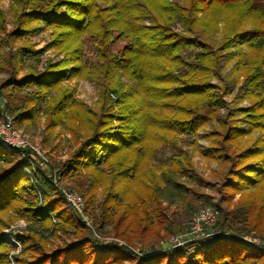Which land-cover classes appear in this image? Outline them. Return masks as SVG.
I'll list each match as a JSON object with an SVG mask.
<instances>
[{
  "label": "trees",
  "instance_id": "obj_1",
  "mask_svg": "<svg viewBox=\"0 0 264 264\" xmlns=\"http://www.w3.org/2000/svg\"><path fill=\"white\" fill-rule=\"evenodd\" d=\"M15 2L13 11H20L16 29L0 35V45L43 27L52 37L43 50L54 48L64 57L21 76L15 65L0 80V92L10 88L9 99L22 91L26 97L6 109L20 125L33 127L45 104L47 127L64 125L72 133L78 147L59 170L80 190L87 182L83 195L91 193L90 205L99 188L105 191L103 213L94 218L98 230L111 224L116 237L133 246L139 237L159 240L166 235L161 229H171L162 199H179L195 212L178 177L205 181L187 154L173 155L161 175L154 165L162 146L177 147L178 135L197 134L213 120L217 125L206 134L210 145L205 153L225 166L222 193L230 198L240 192L242 198L233 209L216 205L220 218L207 237L139 255L128 245L93 237L64 207L53 179L46 178L48 190L39 192L24 171L28 162L0 143V264H10L14 248L3 231L20 219L29 226L18 234L22 250L16 264H264V242L244 237L254 232L264 241V10L255 0ZM225 18L224 38L216 45L213 37ZM5 23L6 14L0 12V34ZM86 38L95 44L94 61L84 59ZM120 40L126 44L114 52L111 45ZM189 47L197 48L192 61L183 55ZM18 52L21 57L41 54L31 46ZM230 60L242 76L240 90L249 106L225 101L230 88L222 71ZM0 69L6 70L2 64ZM80 77L102 86L98 111L65 85ZM215 78L219 82L213 83ZM58 231L73 240L52 249L50 237H59Z\"/></svg>",
  "mask_w": 264,
  "mask_h": 264
},
{
  "label": "rangeland",
  "instance_id": "obj_2",
  "mask_svg": "<svg viewBox=\"0 0 264 264\" xmlns=\"http://www.w3.org/2000/svg\"><path fill=\"white\" fill-rule=\"evenodd\" d=\"M254 3L264 10V0H255ZM15 6H17L15 0H0V12L6 14V29L0 34L2 36L6 37L9 32H13L16 29L17 15H20V11L15 13L13 11V7ZM230 14V21L233 22L235 15L232 13ZM226 19L227 18L223 19L221 23H219V29L215 32L213 37L216 45L224 38L223 31L226 26ZM247 27H250L249 23ZM175 28L182 29L180 24H176ZM51 40V30L41 27L40 31L26 34L21 38H10L7 43L1 44L0 64L4 65L6 70L0 69V80L11 75L15 65L18 68L19 76H21L24 72L29 71L30 68L42 70L50 59H62L64 55L57 52L54 48L43 50ZM125 44V41L120 40L112 44L111 48L114 52H118ZM24 46H31L33 50L41 51L40 56H19L20 52L18 51ZM196 52L197 48L189 47L183 51V55L186 59L192 61ZM84 59L87 61H94L95 59V44L90 41L89 38L85 39ZM234 64V61L230 60L229 64L222 71V76H224L225 82L230 88V93L226 94L224 97L225 101L230 106H249L252 103L243 96L240 90L243 79L239 72L234 70ZM217 82L219 81L216 78L213 79V83ZM65 85L73 88L75 97L79 98L84 104L93 108L94 111L99 110L101 107L100 96L102 86L96 80L80 77L66 82ZM9 91L10 88L0 92V127L10 126L12 129L18 130L23 134L24 138L32 144L33 147L22 149V153L24 154H21L19 150L15 149L7 150L15 152L17 155L19 154L22 159L28 162L24 171L29 176L31 182L35 184L36 189H38L39 192H41V188H45V191L48 190L45 179L52 178L55 188L63 197L64 207L69 208L86 224L93 237L103 240L104 243L114 242L120 245H128L123 239L116 237L111 224H107L99 230L94 224V218H99L103 213L101 212V205L105 197V191L99 188L96 195H94L93 205H90L88 199H90L91 193H87L86 196L83 195L87 187V182L85 181L84 188L80 190L79 187L72 184L70 177L63 178L61 176L62 174L59 170L61 165L68 159L69 154L78 147V143L75 142L72 133L64 125L57 126L55 129H49L47 127L48 120L45 104L41 105V109L37 113L38 117H40L39 123L33 127L20 125L13 111L11 112V109L21 103V100L26 97V93L25 91L18 92L14 95L13 99H9ZM8 103L11 108L9 111L6 109ZM226 109L227 106L222 108L220 113L225 112ZM216 125L217 121L213 120L200 129L197 134L178 135L177 147L167 144L158 150L154 165L157 174L161 175L162 166L170 165L173 155L183 157L184 153H186L192 163V168L205 182L201 183L185 175H179L180 177H178V180L188 189V198H190V203L195 207L196 211L190 212L191 210H189L188 204L183 203L179 199L171 201L162 199L164 214L167 217L166 223H168L171 229H161V234L166 235L159 240H157L155 236L139 237L134 242L133 246L128 245L129 248L137 254L147 256L152 253L180 247L187 242L197 241L207 237L209 233H212L213 227L216 226L217 223L211 227L204 226L203 229L195 231L191 225L193 215L204 208H216V205H220L224 209H233L240 202L242 198L240 192L234 193L230 198L222 193L220 188L221 181L224 179L225 166L217 160L214 155H207V153H205L210 145V141L206 138V134L212 128H215ZM253 135L257 137L260 135V132H255ZM246 140L245 138L242 141L244 142ZM0 143L2 144L1 137ZM206 182L211 185L206 184ZM74 190L83 197L85 208L83 214L75 211L66 199L65 191L70 192ZM206 201L212 202V205H205ZM55 222L56 219L53 218V223ZM28 226L29 223H27L25 219H20L3 231L6 241L10 242L14 247L8 255L10 264H16V256L22 250V245L18 240V234L27 231ZM57 233L59 237H50L51 243L49 247L52 249H55L56 246L63 242H70L73 240L72 236L65 234L63 231H58ZM257 236L256 233L249 232L244 237L252 243H263L264 241L260 240L259 236ZM141 249H143L142 252L140 251ZM126 253L130 254L129 249H127ZM125 264H128V262H125Z\"/></svg>",
  "mask_w": 264,
  "mask_h": 264
},
{
  "label": "built area",
  "instance_id": "obj_3",
  "mask_svg": "<svg viewBox=\"0 0 264 264\" xmlns=\"http://www.w3.org/2000/svg\"><path fill=\"white\" fill-rule=\"evenodd\" d=\"M0 137L2 139V145L6 149L19 150L22 153V149L33 147L32 144L26 140L22 133L16 129H12L10 126L0 127ZM30 160V159H29ZM66 199L70 206L80 214L85 211L83 197L76 191H65ZM220 218V210L215 207L204 208L196 212L191 221L192 228L195 231L203 229L204 226L215 225Z\"/></svg>",
  "mask_w": 264,
  "mask_h": 264
}]
</instances>
